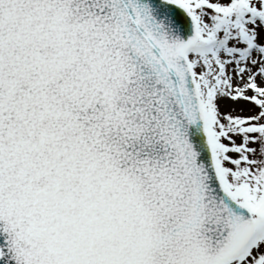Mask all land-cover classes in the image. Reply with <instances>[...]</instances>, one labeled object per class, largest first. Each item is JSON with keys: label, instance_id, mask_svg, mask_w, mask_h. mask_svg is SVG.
Here are the masks:
<instances>
[{"label": "snow or ice", "instance_id": "obj_1", "mask_svg": "<svg viewBox=\"0 0 264 264\" xmlns=\"http://www.w3.org/2000/svg\"><path fill=\"white\" fill-rule=\"evenodd\" d=\"M0 264H264V0H0Z\"/></svg>", "mask_w": 264, "mask_h": 264}]
</instances>
